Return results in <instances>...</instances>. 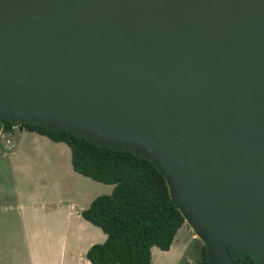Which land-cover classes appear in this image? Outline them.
<instances>
[{
  "label": "water",
  "instance_id": "95a60500",
  "mask_svg": "<svg viewBox=\"0 0 264 264\" xmlns=\"http://www.w3.org/2000/svg\"><path fill=\"white\" fill-rule=\"evenodd\" d=\"M0 0V121L152 161L210 264H264V5Z\"/></svg>",
  "mask_w": 264,
  "mask_h": 264
},
{
  "label": "trees",
  "instance_id": "16d2710c",
  "mask_svg": "<svg viewBox=\"0 0 264 264\" xmlns=\"http://www.w3.org/2000/svg\"><path fill=\"white\" fill-rule=\"evenodd\" d=\"M1 124L10 133L13 124ZM18 126L20 131L65 144L75 173L112 186L108 195L92 199L80 213L85 222L105 235L103 243L87 249L89 264H152L151 248L167 251L180 228L190 229L170 198L165 177L152 161L128 151L100 147L65 130L30 123ZM198 241L201 252L197 264H210L206 247ZM229 253L235 264H248L241 256L244 253L233 248Z\"/></svg>",
  "mask_w": 264,
  "mask_h": 264
},
{
  "label": "rangeland",
  "instance_id": "374dc122",
  "mask_svg": "<svg viewBox=\"0 0 264 264\" xmlns=\"http://www.w3.org/2000/svg\"><path fill=\"white\" fill-rule=\"evenodd\" d=\"M25 132L13 133L8 136L15 145ZM27 136V135H25ZM14 151L5 152L4 140L0 138V205H13L16 189L27 187L40 189L47 205L60 206L68 213V237L62 243L60 251L53 256L50 264H87L86 249L93 244H101L105 240L102 231L90 224L77 227L78 214L86 209L89 202L102 195H108L112 186L92 181L75 173L70 164V154L67 151L58 159H51L50 163H35L30 157L36 156V148L21 145L19 157L21 160H12ZM33 163V164H32ZM54 165V168L50 167ZM34 166H37L34 168ZM37 169V170H36ZM23 172L29 173L28 176ZM82 222V221H80ZM196 232L190 227L178 230L169 250L161 251L151 248L152 264H197L201 252V244ZM60 246V245H59ZM248 264H260L250 256L241 254ZM0 264H14L12 259L0 260Z\"/></svg>",
  "mask_w": 264,
  "mask_h": 264
},
{
  "label": "crops",
  "instance_id": "0c3cea01",
  "mask_svg": "<svg viewBox=\"0 0 264 264\" xmlns=\"http://www.w3.org/2000/svg\"><path fill=\"white\" fill-rule=\"evenodd\" d=\"M22 144L36 148L38 155L30 157L35 163H50L51 159H58L67 151L70 154L69 148L63 143H54L41 135L25 132L11 155L12 160L22 159L19 157ZM50 167L54 168V165L50 164ZM30 181L27 187L16 189L13 205H0V260L9 258L14 264H50L58 251L62 254V243L67 240L68 213L60 206L47 205L42 196L45 189L42 192L30 188ZM77 217V227H83V223L87 222L80 214Z\"/></svg>",
  "mask_w": 264,
  "mask_h": 264
},
{
  "label": "bare ground",
  "instance_id": "6f19581e",
  "mask_svg": "<svg viewBox=\"0 0 264 264\" xmlns=\"http://www.w3.org/2000/svg\"><path fill=\"white\" fill-rule=\"evenodd\" d=\"M220 1H249L264 5V0H119L109 6L110 10H128L140 8L145 10H159L168 8H181L188 6H200Z\"/></svg>",
  "mask_w": 264,
  "mask_h": 264
},
{
  "label": "built area",
  "instance_id": "2783aa9c",
  "mask_svg": "<svg viewBox=\"0 0 264 264\" xmlns=\"http://www.w3.org/2000/svg\"><path fill=\"white\" fill-rule=\"evenodd\" d=\"M19 124H13V126L10 128V133L5 132L3 125L0 121V138L4 140V150L5 152H13L15 149V145L11 142V140L8 138L10 134L13 133H19L21 132L19 130Z\"/></svg>",
  "mask_w": 264,
  "mask_h": 264
}]
</instances>
